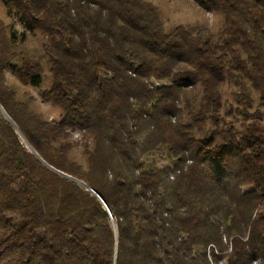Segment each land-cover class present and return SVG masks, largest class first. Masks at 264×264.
Returning a JSON list of instances; mask_svg holds the SVG:
<instances>
[{
    "label": "trees",
    "instance_id": "obj_1",
    "mask_svg": "<svg viewBox=\"0 0 264 264\" xmlns=\"http://www.w3.org/2000/svg\"><path fill=\"white\" fill-rule=\"evenodd\" d=\"M193 1L215 34L150 0H1L23 30L0 18V264H264V0Z\"/></svg>",
    "mask_w": 264,
    "mask_h": 264
},
{
    "label": "rangeland",
    "instance_id": "obj_2",
    "mask_svg": "<svg viewBox=\"0 0 264 264\" xmlns=\"http://www.w3.org/2000/svg\"><path fill=\"white\" fill-rule=\"evenodd\" d=\"M159 10L161 20L166 30H169L177 25L187 26L193 31L196 29H204L206 32L216 33L221 25L222 19L219 15L210 17L208 12L200 9L193 0H150ZM0 18L8 24H12L17 32L23 30L22 25L18 22L14 16L13 11L7 8L0 0ZM206 28V29H205ZM43 37L39 31L25 32L23 39L18 41L17 48L26 50L33 56H39L42 52ZM43 62V59H42ZM45 68L46 63H44ZM45 73L46 69H45ZM7 84L12 87L18 98H24L28 95H33L36 101L34 108L43 114L48 119H58L62 110L58 107L51 105L40 100L41 87H31L26 84H22L20 80L10 71H6ZM222 92V108L221 117L225 120H233L238 124L242 119V110L244 109V102L236 97L237 88L230 82H225L221 86ZM47 105L48 110L43 111L42 106ZM257 106V98L254 95V101L250 110ZM73 139H77V136L73 135ZM21 140L27 145L23 137ZM28 146V145H27ZM72 157L85 165V157L82 153V147L80 145L75 146L71 152Z\"/></svg>",
    "mask_w": 264,
    "mask_h": 264
},
{
    "label": "clouds",
    "instance_id": "obj_3",
    "mask_svg": "<svg viewBox=\"0 0 264 264\" xmlns=\"http://www.w3.org/2000/svg\"><path fill=\"white\" fill-rule=\"evenodd\" d=\"M207 15L210 16V17L215 16V14L214 13H211V12L207 13ZM42 110L43 111H47L48 110V106L47 105L42 106Z\"/></svg>",
    "mask_w": 264,
    "mask_h": 264
},
{
    "label": "water",
    "instance_id": "obj_4",
    "mask_svg": "<svg viewBox=\"0 0 264 264\" xmlns=\"http://www.w3.org/2000/svg\"><path fill=\"white\" fill-rule=\"evenodd\" d=\"M23 139L25 140V138L23 137ZM25 142H26V140H25ZM27 143V142H26ZM28 145V144H27ZM31 149V148H30ZM79 182V181H78ZM79 183H81L82 185H85V184H83L82 182H79ZM99 199H100V201H102L101 200V198L93 191V190H91ZM102 203H103V201H102ZM103 205H104V207L107 209V207H106V205L103 203ZM107 211H108V209H107Z\"/></svg>",
    "mask_w": 264,
    "mask_h": 264
},
{
    "label": "built area",
    "instance_id": "obj_5",
    "mask_svg": "<svg viewBox=\"0 0 264 264\" xmlns=\"http://www.w3.org/2000/svg\"><path fill=\"white\" fill-rule=\"evenodd\" d=\"M75 136H77V134H75Z\"/></svg>",
    "mask_w": 264,
    "mask_h": 264
}]
</instances>
